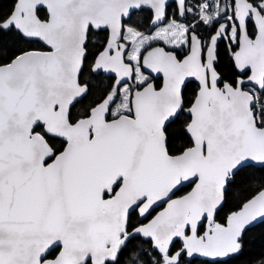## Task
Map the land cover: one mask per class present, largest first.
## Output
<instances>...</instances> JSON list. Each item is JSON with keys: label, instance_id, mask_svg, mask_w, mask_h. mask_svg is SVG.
<instances>
[{"label": "snow or ice", "instance_id": "obj_1", "mask_svg": "<svg viewBox=\"0 0 264 264\" xmlns=\"http://www.w3.org/2000/svg\"><path fill=\"white\" fill-rule=\"evenodd\" d=\"M237 262L264 264V0H0V264Z\"/></svg>", "mask_w": 264, "mask_h": 264}, {"label": "trees", "instance_id": "obj_2", "mask_svg": "<svg viewBox=\"0 0 264 264\" xmlns=\"http://www.w3.org/2000/svg\"><path fill=\"white\" fill-rule=\"evenodd\" d=\"M237 264H239V262H237Z\"/></svg>", "mask_w": 264, "mask_h": 264}, {"label": "water", "instance_id": "obj_3", "mask_svg": "<svg viewBox=\"0 0 264 264\" xmlns=\"http://www.w3.org/2000/svg\"><path fill=\"white\" fill-rule=\"evenodd\" d=\"M159 211V210H158Z\"/></svg>", "mask_w": 264, "mask_h": 264}]
</instances>
